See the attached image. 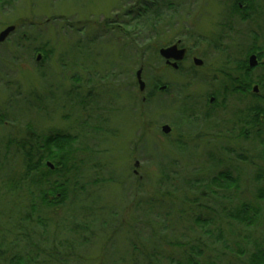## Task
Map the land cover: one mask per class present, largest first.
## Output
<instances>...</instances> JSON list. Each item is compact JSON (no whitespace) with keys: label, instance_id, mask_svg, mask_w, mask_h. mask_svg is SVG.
<instances>
[{"label":"rangeland","instance_id":"374dc122","mask_svg":"<svg viewBox=\"0 0 264 264\" xmlns=\"http://www.w3.org/2000/svg\"><path fill=\"white\" fill-rule=\"evenodd\" d=\"M232 2L0 0V33L10 25L17 27L0 44V107L11 117L9 123H0V145L11 130V123L19 122L24 126L28 122L40 132L80 135L78 147L82 146L80 133L88 132L90 140L83 144L86 151L95 154L92 166L85 173V181L101 180L89 185L93 198L87 193L78 198L69 196L66 205L59 210L60 229L52 224L49 237L44 236V231L43 238L33 236L36 243L43 239L41 242L48 251L37 257L39 264H151L146 258L148 252L158 254L160 263L157 264H177L185 259L186 253L169 246L171 241H192L199 245L193 257L201 264L245 262L246 256L237 258V253H227L224 245L236 251L241 243V248L248 253L254 250L255 242L263 237L264 217L252 227L222 219L227 216V212L222 211L227 202L224 205L221 198L216 200L210 198V192L209 196L202 193L212 177L228 170L240 179V190L227 192L231 205L242 201L259 204L255 197L258 188L255 175L264 164L260 157L262 145L253 129L248 139L239 137L241 124L238 125L234 117L246 100L240 103L239 95H230L224 102L220 94L213 104L209 103V97L218 91L212 75L217 74L216 69L224 57L210 46L213 38L221 36L223 42L235 38L233 42L244 52L231 64L237 71H241L245 51L256 40L254 34L259 36L255 41L257 45L264 43V0H256L261 12L259 18L254 15L256 21L243 20L238 15L230 17ZM243 2L242 6L248 10L255 7L252 0ZM178 39L190 48L185 68L193 65V56L204 60V65L195 71L194 86L185 92L194 95L197 103L188 114H181L177 104L168 107L154 91L148 101H142L151 91L150 85L161 76L157 70L164 65L159 48ZM39 54L42 55L40 60ZM258 60L259 63L264 61ZM247 64L249 66V60ZM141 67L148 86L145 93L139 91L136 80ZM263 73L264 69L258 67L253 75ZM168 78L163 80L176 81ZM199 78L207 82H199ZM38 93L48 97L40 103L46 114L43 111L38 117L34 109L23 121L15 122L9 104L11 98L35 103L38 101L34 96ZM83 98L90 101L86 108L78 105V100ZM159 104L164 105L163 111L158 110ZM208 110L212 112L209 120L205 118ZM165 123L177 128L171 138L163 137L161 125ZM67 143L65 139L62 141V144ZM238 153L248 161L239 158ZM4 157V154L0 156V191L2 187L5 193L7 185L3 183L18 175L7 165L14 164L15 160ZM221 193L226 195L225 191ZM6 196L0 197V229L4 225L3 218L16 208L17 189L10 197ZM190 197L206 201L211 212L201 208L200 202H182ZM169 198L175 202L172 209L169 205L171 211L163 205L167 210L160 206L158 213H154L155 208L147 218L142 210H147V204L138 209L141 201L149 199L154 204H163L162 201L169 204L172 202ZM81 206L88 211L97 209L98 219H105L97 222L98 229L93 230L94 233L75 228L88 223L84 218L86 214L74 211ZM259 206L264 214V201ZM194 209L214 218L216 222L208 226L212 235H203L202 229L195 225L197 222L190 216ZM168 211L172 214H167ZM157 214L163 219L166 217L167 225L162 222L161 227L157 223L162 219L151 222L150 217L155 221ZM219 227L222 241L218 239ZM152 232L156 233L154 241H150ZM246 235L250 236L247 242L243 240ZM10 236L17 237L11 233L7 237L9 242L12 241ZM154 242L156 247L152 245ZM19 243L14 242L0 264H16L9 260L22 255L18 252L22 246Z\"/></svg>","mask_w":264,"mask_h":264},{"label":"trees","instance_id":"16d2710c","mask_svg":"<svg viewBox=\"0 0 264 264\" xmlns=\"http://www.w3.org/2000/svg\"><path fill=\"white\" fill-rule=\"evenodd\" d=\"M252 1L253 4H255V7L253 6L248 10L247 7L242 6L244 5L243 0H233L230 6L231 16H229L233 17V15H238L243 20L253 18L256 21L254 15H257V18H259V14L261 12H259L256 0ZM253 37L256 39L255 41L259 38L256 34H254ZM228 39L230 40L223 42V37L219 36L213 38V42L209 43L213 49L217 50L222 56H224L222 57L223 60L220 61V65H218V69H216L217 74L215 76L212 75L218 86L216 95L219 97L221 94L224 98V102L230 95H239L240 103H243V100H246L245 105L243 107H239L234 116L236 123L238 125L241 124L238 136L248 139L250 137V130L253 129L252 131H255L257 139L260 140L262 145L260 157L264 162V73L257 76L253 75L258 67H262L264 69V61H261L254 68H251L247 64L248 58L252 54H257L260 60L264 59V43L259 46L254 41L250 48L245 51V59H241V71H237L236 68L231 67V64L233 61L236 62V60L239 59L240 54H243L244 52L241 47L240 49L238 48V43L233 42L235 38L230 37ZM39 49L45 50L44 47H40ZM242 67L244 69H242ZM254 85H258L259 90L261 88L260 93H255L253 91ZM150 86V92L152 93V91H155V88L157 87V82H154ZM70 92L71 91L68 93ZM76 95L79 96V93ZM34 99L38 102H28V100L25 99L15 101V99L11 98L12 103L9 101V104L11 105V112L14 116L13 120L15 122L19 120L23 121L26 116L32 114L31 112L34 111V109L38 112V114H36L37 116L43 111L46 114V111L42 108L40 103L47 101L48 97L38 93L34 96ZM19 101L21 103H19ZM89 102L90 101H87L84 98L82 100L79 99L78 105L82 108H86L89 105ZM22 104L26 105L23 106ZM2 110L3 108L1 109L0 107V123L1 125H4L6 121L9 123L8 118L10 119L11 117H8L10 114L8 111ZM211 117L212 112L208 111L205 118L209 120ZM18 123H11L9 127L11 130L7 131L9 133L5 134L6 136H4L3 144L0 145V156L4 154L6 155V157H4L5 160H15L14 164L7 165L12 166L18 175V178L9 180L11 181L10 183L9 181L3 183L7 185L5 193L3 192L2 187L0 191V197L3 195L10 197L13 190L17 189L18 191V200H15L16 208L10 213H7V216L3 218L4 222H2V225L3 223L4 225L3 228L0 229V233H4V235L0 234V260L4 259L3 255L7 254L6 252H9V248L12 250L11 246L14 245V242L15 244L16 242H20L19 244L22 246H20L18 252H21L22 255L13 256L10 258L9 262L16 264H31L32 262H35V264H39L40 261H38L37 257L41 256L42 253L48 254V251L44 248L43 242H41L43 239H40L39 242L36 243L33 241V236H40L43 238L41 235L42 231H44V236H46V238L49 237V227L52 224H54L57 229H60V224L62 223L60 222V216H58L59 210L61 207L66 205L69 196L74 195L75 198H78L82 193H87V196L93 198L91 195H94V193L89 192V185L90 183L97 184L101 180L95 179L91 182L89 181L90 183L85 181V173L92 166V162L94 161L93 154H95L92 153V151H86L83 144L85 143V140H90L88 132L80 133L82 146L78 147L76 143H79L80 135L62 134L61 131L40 132L32 127V125L28 122H26L24 126H21ZM64 139L68 141L66 145L62 144ZM80 151L82 154H80ZM237 156L245 162L248 161L245 156L239 153ZM49 162H51L54 167L49 165ZM255 183H257L258 186L255 195L256 201L261 204L264 201V164L256 171ZM239 190L240 179L234 177L233 174L227 170L224 172L220 171L216 176L212 177L211 181L208 182V184H205V189L202 190V193L209 196L210 192L212 195L210 198L216 200H220L221 198L224 205L225 201L227 202V205L222 207V211L227 212V216L222 219L234 220L236 222L249 225L250 227L255 226L258 224L260 219L264 217L263 209H261L258 203L256 206L244 201L232 206V199H230L227 192H238ZM221 191H225L226 195H223ZM168 197L170 196L168 195ZM197 199H199V197H190L182 202H200L201 208L207 212H211L212 208L206 204V201L202 202ZM171 200L172 202L169 204L162 200L163 204H161V202L154 204V202L148 199L144 201V203L142 201L139 202V205L138 202H136L135 205L136 207L138 205V209H140L141 205L143 206L146 203L147 210L146 208H142V210L148 218L149 215L153 214L152 212L155 211V208H157V212L154 213H158L159 209H161L160 206L166 205L168 210H170L169 205H171L172 209L174 207L172 205L175 204V202L172 198L168 199V201ZM164 209L166 208L164 207ZM74 211L86 214L84 215V218L87 219L88 223L75 227L81 228L80 230L83 231L89 230L92 231L91 233H94L93 230L98 229L97 222L100 219L101 221L105 220L102 218L98 219L96 216L98 213L97 209H93L92 212H90L87 210V207L81 206L79 208L76 207ZM170 211H168L167 214H172ZM87 214L91 215L89 216ZM207 214L208 213L204 216V214L200 211H196L194 209L190 216L197 222L195 225L202 229L203 235H212V231L208 228V226L212 222L216 221L214 218L207 216ZM63 219L64 218H62V220ZM150 219L152 220V223L157 222V219H162L160 222H157L161 227L162 222L167 225L168 221L166 220V217L163 219V216L160 214H157L155 221H153L154 218H152V216ZM114 220H116V218ZM114 220H112L113 223ZM218 232V239L222 241L223 235L220 231V227ZM11 233L21 239L19 240L17 237L14 239L10 236L12 241H7V237L11 235ZM153 235H156V233L152 232V237L149 236L150 241L155 240V236ZM249 237V235H246L243 240L247 242ZM152 245L156 247L155 242ZM168 245L181 249L186 253L185 259L183 261H178L177 264H201L193 257L195 251L197 252V249H200V247H198L199 245L193 244L192 241H187L185 243L171 241ZM224 246L226 247L225 250L227 253H237V258L246 256L245 262L242 261L238 264H264V232L261 240L255 242L254 250H251L249 253L241 248V243H238V249L236 251L232 250L231 247L227 245ZM33 253L35 255H33ZM148 254H150L149 257ZM146 258L147 260L150 259L151 264L160 263L156 252H148ZM209 264L215 263L210 262Z\"/></svg>","mask_w":264,"mask_h":264},{"label":"flooded vegetation","instance_id":"af4514ba","mask_svg":"<svg viewBox=\"0 0 264 264\" xmlns=\"http://www.w3.org/2000/svg\"><path fill=\"white\" fill-rule=\"evenodd\" d=\"M174 44H179V48H185L186 49V54L184 56V58L182 60L176 61L174 58L170 59V62H168V60L166 58H164L161 54H160V50L162 48H167L169 46H172ZM189 53H190V48L187 47L184 43V41L182 39H178L173 43H170L168 46H162L159 48V55L161 58V61H163V65L162 67L158 68V72H160V77L157 78L158 80H156L157 82V87L155 88V94L156 96H159L162 98V100L166 101L165 104L169 107L171 104H177L179 105V107L181 108L180 113L182 114H188L191 112V108H193V106L197 105L196 100H195V96L194 95H190V94H185V92L187 90H189V88L192 87V85L194 86L195 84V71L197 69H199L200 67H202L204 65V62L202 65H196L195 64V58L197 56H193L192 58V62L193 65L191 67H184V63L188 60L189 58ZM203 60V59H202ZM204 61V60H203ZM177 62L178 66H174V63ZM199 67V68H198ZM142 68V67H141ZM143 69V68H142ZM166 74V75H165ZM168 79H175L177 81V79H179L181 82L178 83L176 81H164V78ZM144 79V78H143ZM167 79V80H168ZM136 80H137V84L139 86V91L141 93H145L148 92V86L146 83V88L144 91H142L140 89V85L138 83V79H137V73H136ZM200 78H199V82H200ZM203 82H207L206 79H202ZM146 82V81H145ZM123 87H127L123 85ZM125 90V88H124ZM149 94H146L143 96L142 101L146 102L149 100V95H151V92H148ZM151 97V96H150ZM217 95L212 94V96L209 97V103L213 104L216 101ZM164 101H162L164 103ZM197 101H199V99H197ZM170 103V104H169ZM223 105V104H222ZM168 109V108H167ZM121 110H124L123 108ZM139 110V108H138ZM158 110L159 111H163L164 110V105L163 104H159L158 105ZM209 111V110H208ZM207 111V113H208ZM142 112L141 110H139V115H141ZM206 115V114H205ZM165 125H169L171 131L165 132L164 130V126ZM177 128L175 126H172L171 124L165 123L161 125V131L163 134V137L165 138H171L173 137L174 133L176 132Z\"/></svg>","mask_w":264,"mask_h":264},{"label":"water","instance_id":"95a60500","mask_svg":"<svg viewBox=\"0 0 264 264\" xmlns=\"http://www.w3.org/2000/svg\"><path fill=\"white\" fill-rule=\"evenodd\" d=\"M16 28H17L16 25H10L6 29H4L0 33V44L3 43V42H5L7 40V38L16 30ZM160 54L164 58H166L168 60V62H170V59L171 58H174L176 61H179V60H182L184 58V56L186 54V49L185 48L180 49L179 48V44H174V45L169 46L167 48H162L160 50ZM41 57H42V55L39 54L38 60H40ZM248 60H249V66L251 68H254V67H256L259 64V60H258L257 54L250 55ZM203 62L204 61L201 58H199V57H196L195 58V64L196 65H202ZM174 66L177 67L178 66V63L175 62L174 63ZM137 79H138V83L140 85V89L142 91H144L145 88H146V82L143 79V69L142 68H140L137 71ZM253 91L255 93H258L259 92V86L258 85H255L253 87ZM164 130H165V132H168V133L171 131L169 125H165L164 126ZM48 164L49 165H52V167H54V165L51 162H49ZM136 165L138 166L139 165V162H137Z\"/></svg>","mask_w":264,"mask_h":264}]
</instances>
